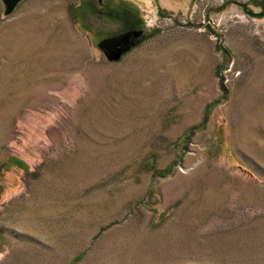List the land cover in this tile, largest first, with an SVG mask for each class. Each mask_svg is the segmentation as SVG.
<instances>
[{"label": "rangeland", "instance_id": "obj_1", "mask_svg": "<svg viewBox=\"0 0 264 264\" xmlns=\"http://www.w3.org/2000/svg\"><path fill=\"white\" fill-rule=\"evenodd\" d=\"M263 2L0 0V264H264Z\"/></svg>", "mask_w": 264, "mask_h": 264}, {"label": "flooded vegetation", "instance_id": "obj_2", "mask_svg": "<svg viewBox=\"0 0 264 264\" xmlns=\"http://www.w3.org/2000/svg\"><path fill=\"white\" fill-rule=\"evenodd\" d=\"M112 17L119 21L121 24V29L114 34H111L108 38L106 37L100 41V44H102L101 46L99 45V47L105 54H107V56L117 52L118 49L122 47L118 42L107 43V41L116 38L119 35L131 33V41H133L134 44H137L135 47H132L131 50H134L137 46L141 45V43L146 39L148 33L146 29V23L140 20L134 14L129 15L120 11L118 14L112 15ZM134 33H140V35L135 37Z\"/></svg>", "mask_w": 264, "mask_h": 264}, {"label": "water", "instance_id": "obj_3", "mask_svg": "<svg viewBox=\"0 0 264 264\" xmlns=\"http://www.w3.org/2000/svg\"><path fill=\"white\" fill-rule=\"evenodd\" d=\"M25 0H1L3 6H4V16H10L14 13V11L18 8V6ZM140 33H134L135 37H138ZM120 43L122 46L121 48L118 49L117 52L112 53L107 57L109 61H118L121 59L126 53L130 52L132 47H135L133 41H131V33H126L123 35H119L116 38H113L107 43ZM102 44V43H101ZM101 44H99L101 46Z\"/></svg>", "mask_w": 264, "mask_h": 264}, {"label": "trees", "instance_id": "obj_4", "mask_svg": "<svg viewBox=\"0 0 264 264\" xmlns=\"http://www.w3.org/2000/svg\"><path fill=\"white\" fill-rule=\"evenodd\" d=\"M262 5V7H264V2L261 4ZM123 12H125V10L123 11ZM126 13V12H125ZM127 14V13H126ZM2 175V169H0V176Z\"/></svg>", "mask_w": 264, "mask_h": 264}]
</instances>
